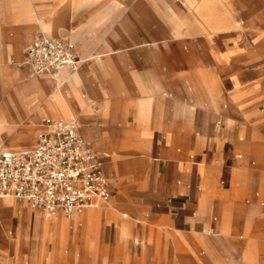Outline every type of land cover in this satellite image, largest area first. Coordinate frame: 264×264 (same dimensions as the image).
Wrapping results in <instances>:
<instances>
[{"label": "crops", "instance_id": "crops-1", "mask_svg": "<svg viewBox=\"0 0 264 264\" xmlns=\"http://www.w3.org/2000/svg\"><path fill=\"white\" fill-rule=\"evenodd\" d=\"M253 1L257 9L250 15L249 0H0L1 122L20 136L27 130L14 151L35 149L39 136L49 130L48 119L74 122L102 158L114 198L109 203L120 213L133 218L148 210L153 220L168 221V237L186 251L181 257L197 264H264L258 257L264 251V210L236 205L256 176L250 139L259 130L256 111L247 105L254 89L242 77L241 66L264 58V35L254 45L239 38L246 31L241 15L255 17L247 28L264 33V0ZM49 23L52 35L44 29ZM40 33L76 45L80 67L60 73L68 98L46 100L49 77L17 66ZM24 75L30 77L16 80ZM211 80L232 95L249 89L242 103L247 121H235L225 135L216 133L218 127L225 132L226 120ZM33 87L36 95L30 93ZM192 96L207 108H197ZM59 116L67 119H55ZM32 133H37L34 143L29 140ZM10 134L3 131L6 138ZM113 145L120 155H110ZM260 168L263 181L264 162ZM222 177L230 187H220ZM255 199L260 200L259 194ZM13 201L5 216L17 233L8 238L0 220V251L6 254L0 252V264H43L52 241L45 252L42 240L33 243L38 212L15 204L24 201ZM75 224L71 220L74 233ZM122 224L123 219L108 223L99 260L106 255L117 259L122 251L124 260L118 264L141 261L132 258L128 244L118 241L117 226ZM246 228L252 229L247 239L239 234ZM142 244L153 254L156 241ZM64 252L61 264H72V253ZM79 264L97 260L93 253L83 254Z\"/></svg>", "mask_w": 264, "mask_h": 264}, {"label": "built area", "instance_id": "built-area-1", "mask_svg": "<svg viewBox=\"0 0 264 264\" xmlns=\"http://www.w3.org/2000/svg\"><path fill=\"white\" fill-rule=\"evenodd\" d=\"M81 61L73 42L38 34L18 67L34 75L59 76L65 68L78 70ZM49 130L37 147L0 153V198L28 202L48 218L63 214L71 219L95 201H110L111 182L92 146L74 122L46 121Z\"/></svg>", "mask_w": 264, "mask_h": 264}, {"label": "rangeland", "instance_id": "rangeland-1", "mask_svg": "<svg viewBox=\"0 0 264 264\" xmlns=\"http://www.w3.org/2000/svg\"><path fill=\"white\" fill-rule=\"evenodd\" d=\"M257 9V5L254 1V5L250 6V12L249 14L252 15L255 10ZM255 18V17H253ZM253 18H247L244 15H241V23L245 24L244 29H246L245 32H242L239 35V38L241 40V43L243 41H247L252 43L254 45L258 39L261 38V36L264 35L263 32L257 31V33H253L251 28H247V24L255 22ZM256 22L258 19H255ZM256 34V35H255ZM242 77L246 79L247 82L251 84V87L253 90L252 96L249 97V101H247V105H252L253 109H255L256 113L254 115V121L255 125L257 126V130L253 131L251 134V157L254 155L256 158L250 157L251 167L255 168V182L251 185V188L248 191V194L245 197L238 198L236 201V205H245L247 207H258L262 210H264V180L260 181V174H261V168L260 165L264 162V58H258V60L246 64H242ZM216 84L219 90L223 93L224 97L227 99H235L236 97L240 96L241 99L236 100L237 105L243 108V100L247 97V94H249V89H242L237 90L235 93L228 94L224 88H221L220 85L213 80ZM230 95V96H229ZM231 97V98H229ZM239 101V104H238ZM231 104V103H230ZM228 104L230 110L232 108V104ZM199 109H205V107H201ZM210 115V113H208ZM60 118V117H55ZM226 120V130L224 132V135L227 130L233 128V125L236 120L242 121L244 120L240 118L233 117L232 114H224V117ZM235 119V120H234ZM81 124V123H80ZM81 127V125H80ZM82 129V128H81ZM220 127L217 129V133L220 131ZM244 129L243 126L240 127V129H237L238 132H241ZM262 134H261V133ZM221 133V132H219ZM220 135H223L221 133ZM263 142V143H262ZM254 143V144H253ZM252 146L254 150H252ZM252 153H254L252 155ZM238 154V153H237ZM237 154H234V157H237ZM230 163V162H229ZM257 168V169H256ZM220 187L228 188L230 187V181L226 177H222L219 181ZM256 194H259L260 200L256 201L255 197ZM111 202L114 201V198L110 200ZM17 206H20L22 204H25V206L30 209L37 211L38 213H43L39 211L38 209H35L32 207L31 204H28L26 202H15ZM119 217L123 219V221H131L132 222V232L136 235V238H133L130 240L127 239L124 235V230H120L117 232V238L119 242H122L125 244V246L128 244V250L129 254L132 256V258H141V261L138 263H134L133 261H126L125 264H197L196 261L190 259H183L181 257L182 254H185L186 251L180 250L176 246V244L173 242L172 239H170L169 234H172V227L170 226L168 221L159 220L155 221L151 217L150 212L147 210L145 213H142L140 217H133L131 218V214L127 212L129 215L126 219L123 218L124 213H118ZM82 229V227H81ZM80 229V230H81ZM79 230V231H80ZM205 232H207V229H204ZM252 231L251 228H246L245 230L241 231L239 234L244 235L247 239V236L250 235ZM74 234V230L70 229L69 235H68V242L64 245L62 256L65 259V250L69 251V254L72 253V264H79L80 258L82 255H86V257H89L90 253L94 254V257H96L97 264H118L124 260L123 252H120V255L117 256V259L113 258L112 256H104L103 258L99 260L101 256V246H102V239L104 235H108V233H103L102 231L100 234L93 235L92 233L88 234L87 240L83 243H80L76 248H73V245L71 243L72 236ZM120 234V235H119ZM96 236V237H95ZM156 237V238H155ZM167 237V238H166ZM155 238V239H154ZM169 238V239H168ZM98 242H97V240ZM242 240L245 242V240ZM96 240V241H95ZM153 240L156 241V249L154 250L153 254H151L150 250H147V248L144 249L143 242L150 243V245H153ZM37 240H34L33 243L36 244ZM51 242V240L49 241ZM129 242V243H128ZM121 250V248H120ZM119 250V251H120ZM4 256L6 255L3 253V251H0ZM49 256L47 255L45 257ZM233 259L237 262V256L233 254ZM258 257L261 261H264V251L260 250L258 251ZM122 259V260H121ZM5 264H9L6 263ZM61 264V263H60Z\"/></svg>", "mask_w": 264, "mask_h": 264}, {"label": "bare ground", "instance_id": "bare-ground-1", "mask_svg": "<svg viewBox=\"0 0 264 264\" xmlns=\"http://www.w3.org/2000/svg\"><path fill=\"white\" fill-rule=\"evenodd\" d=\"M249 3H250L251 6L254 5V1L253 0H249ZM52 24L49 23L44 28L45 32L47 34H49V35H52V32H51ZM29 77L30 76H28V75H24L22 77L16 76V80L21 82V81L27 80ZM42 77H49V85H46V87H47L46 89L48 91V96H47L46 100H49L50 102L51 101L55 102V101L58 100L59 96H61V95L64 96L65 98H68V91H67V88L65 87L66 79L61 80L60 75L59 76H54V75H51V74H49V76H44L42 74ZM69 77L71 78L72 76H69ZM211 86H212V89L214 90V93L216 95L215 97L218 100L219 107L223 111V114H225V113L232 114L233 117L240 118V119L244 120V122H246L247 120H246V117H245V115L243 113V108L240 107L239 105H237V102H235L236 100L241 99L240 96L236 97L235 99L234 98L233 99H227L226 97H224L223 93L221 92V90H219V88L217 87V84L213 80H211ZM30 93L33 94V95H36L39 92L36 91V87H33V88H31V92ZM205 97H207V96H205ZM44 98H45V96H44ZM229 98H231V97H229ZM191 99L197 104V108H201L202 106L205 107V109L207 108L205 103L203 102V100H201V99H199V98H197L195 96H192ZM230 103L232 104V108L230 110H228V108H229L228 104H230ZM2 116H3V114L1 113L0 114V151L1 150H12V151H14V149H16L17 147L20 146V143L22 141V137L21 136L25 135V132L27 130L24 132V134H22L20 136L19 133L16 132L17 129L14 130L12 128L13 126L11 127L12 129L11 128H7L6 126H4L5 123L1 122ZM72 116H73V118L79 120V116H78L77 111H75L73 109H72ZM59 117L62 118V119H67L66 116H59ZM56 119H59V118H56ZM80 123H81V127L83 128L84 127V123H82V122H80ZM81 127H80V129H81ZM4 130H7V131L11 132V134L8 136V138L4 137V135H3V131ZM219 132L218 133L216 132V133L218 135H220L221 133H219ZM80 135H81V133H80ZM223 135H224V133H223ZM29 136H30L29 140L31 141V143H34V141L36 140V137H37V133L36 134L32 133ZM81 137L83 138L82 135H81ZM18 150H20V149H18ZM113 153H115L116 155H120L121 154L120 150L115 145L112 146V150H111L110 155L113 154ZM100 160L103 163L102 158H100ZM107 164H109V163H107ZM114 164H117V163H114ZM13 202L14 201L11 198H0V220L3 223V227H4L3 233H5V235L8 238L12 237V235L15 232L17 233V230H15L13 228V226L11 225V223L7 220V218L5 216V211L7 209L13 208V206H14ZM109 202L110 201L98 202L95 206H93L92 209H86L82 213H78V214L75 213L73 215L71 220L72 221L74 220L75 223H76L75 227H74L75 233H74V245H73V248H76L82 242L84 243L87 240V237H88L89 233H92L93 235H96V234L98 235V234H100L101 231L103 233L104 232L108 233V223H113V222L116 223L118 221V219H121V217H119V214H118V213H120L119 212L120 210L117 209V207L115 206L114 203H109ZM215 209H216V207H215ZM125 216L128 217L129 215L127 213H124L123 214V218ZM31 218H32V216H31ZM33 219H34V217H33ZM71 220H69V219L67 220L65 217H62L60 215H56L52 219H49V218L46 217V215H44V213H38L37 220H36L35 240H38V241L42 240L43 241V243L45 245L44 248H43L44 252L47 250L48 245H49L48 243H49L50 240L52 241L51 245L53 246V250H52V252H51L49 257H45V255H42L43 256V264H45V260H47V259L49 260V264H60V263H62L63 260H65L64 257L62 256V251H63L64 245L68 242V235H69V231L71 229ZM52 223L54 224L53 229H51V227H52L51 224ZM78 223H81V225H82V229L80 231H79V228H78ZM34 226H35V224H34ZM120 230H124L125 231L124 235H125V237H127V239L129 241L131 240V238H136V235L133 234V232H132V222L131 221H123V224L121 226H117V232L120 231ZM212 230H213V228H212ZM227 234H229V233H227ZM6 240H8V239H6ZM204 241L206 242V240H204ZM7 242H9V241H7ZM97 242H98V240H97ZM200 243H201V241H200ZM208 246L206 247L207 249H208Z\"/></svg>", "mask_w": 264, "mask_h": 264}]
</instances>
